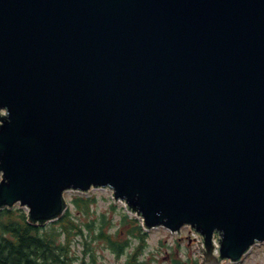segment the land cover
Listing matches in <instances>:
<instances>
[{"label": "water", "instance_id": "95a60500", "mask_svg": "<svg viewBox=\"0 0 264 264\" xmlns=\"http://www.w3.org/2000/svg\"><path fill=\"white\" fill-rule=\"evenodd\" d=\"M0 110V207L109 186L220 258L264 242V0H0Z\"/></svg>", "mask_w": 264, "mask_h": 264}, {"label": "trees", "instance_id": "16d2710c", "mask_svg": "<svg viewBox=\"0 0 264 264\" xmlns=\"http://www.w3.org/2000/svg\"><path fill=\"white\" fill-rule=\"evenodd\" d=\"M91 200L74 197L77 215L65 212L49 228L32 225L20 208L0 209V264H65L68 244L61 242L59 235L62 233L66 238L76 229V218L94 222L88 211ZM136 229L139 233L138 226Z\"/></svg>", "mask_w": 264, "mask_h": 264}, {"label": "rangeland", "instance_id": "374dc122", "mask_svg": "<svg viewBox=\"0 0 264 264\" xmlns=\"http://www.w3.org/2000/svg\"><path fill=\"white\" fill-rule=\"evenodd\" d=\"M87 195H94L95 202L92 205L93 215L94 217H98V214L105 213L109 217L112 218V222L114 227L119 224L120 216L124 213V208L122 207L121 202H117L114 204L113 209H111V204L113 203L110 198V190L108 189H90ZM74 193L71 191L65 192L64 196L67 202L70 203L71 197ZM73 209V206H72ZM81 220V219H80ZM83 222V220H81ZM185 234L187 230L184 231ZM176 238L175 234H171V232L165 228L164 226H160L159 228H154L148 230V240H147V249L146 252L149 254L151 251L154 252L155 248L161 246V242L163 244L166 242V245L169 247L174 246V239ZM213 238V243L216 242V239ZM187 240H184L182 244H184ZM101 241H90L89 246L92 249L93 255L95 257V263L93 264H122L123 258L117 259L113 254L110 253L109 250L106 249L105 245L100 243ZM191 244V243H190ZM194 247L195 244H191ZM218 246V245H217ZM217 246L214 248V254H218ZM190 247L187 246L185 249L182 248L185 254L191 253ZM84 248V239L79 241V239L75 238L71 247L72 254L77 256V258L85 257L83 253ZM217 251V252H216ZM157 260L153 261L152 264H168V261L161 253H154ZM238 264H264V243L254 245L250 251L243 257Z\"/></svg>", "mask_w": 264, "mask_h": 264}, {"label": "flooded vegetation", "instance_id": "af4514ba", "mask_svg": "<svg viewBox=\"0 0 264 264\" xmlns=\"http://www.w3.org/2000/svg\"><path fill=\"white\" fill-rule=\"evenodd\" d=\"M189 243H191V240H190ZM211 261H212V264H213V256H211ZM187 262H188V264H200L201 260L197 259L196 257H194V255H192V256L188 257ZM184 263H186V261H184Z\"/></svg>", "mask_w": 264, "mask_h": 264}, {"label": "bare ground", "instance_id": "6f19581e", "mask_svg": "<svg viewBox=\"0 0 264 264\" xmlns=\"http://www.w3.org/2000/svg\"><path fill=\"white\" fill-rule=\"evenodd\" d=\"M215 251V250H214ZM214 251H212L213 253H215ZM217 252V251H216ZM215 255V254H214Z\"/></svg>", "mask_w": 264, "mask_h": 264}]
</instances>
